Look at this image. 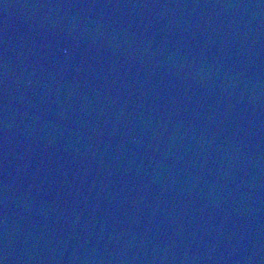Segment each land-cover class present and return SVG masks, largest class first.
<instances>
[{"label":"water","instance_id":"obj_1","mask_svg":"<svg viewBox=\"0 0 264 264\" xmlns=\"http://www.w3.org/2000/svg\"><path fill=\"white\" fill-rule=\"evenodd\" d=\"M0 264H165L87 137L2 67Z\"/></svg>","mask_w":264,"mask_h":264}]
</instances>
